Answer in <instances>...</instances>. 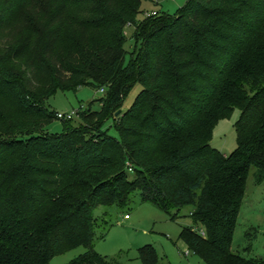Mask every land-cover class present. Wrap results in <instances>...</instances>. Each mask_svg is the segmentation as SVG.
I'll return each instance as SVG.
<instances>
[{
	"label": "trees",
	"instance_id": "16d2710c",
	"mask_svg": "<svg viewBox=\"0 0 264 264\" xmlns=\"http://www.w3.org/2000/svg\"><path fill=\"white\" fill-rule=\"evenodd\" d=\"M30 1L0 0V264H50L80 246L71 264H118L94 247V211L136 192L173 220L192 207L196 226L180 237L208 264H264L233 249L251 173L264 181V0H188L147 20L144 2L161 0H55L39 58L30 32L8 38ZM80 2L93 6L85 26L119 25L118 39L88 44L87 27L82 49L59 52L69 4ZM128 22L139 48L125 64ZM87 84L105 88L101 109L78 110L82 124L64 120L62 133L40 131L58 118L49 97ZM236 109L238 146L226 155L211 141ZM110 119L118 137L103 130ZM141 258L165 263L151 245Z\"/></svg>",
	"mask_w": 264,
	"mask_h": 264
},
{
	"label": "rangeland",
	"instance_id": "374dc122",
	"mask_svg": "<svg viewBox=\"0 0 264 264\" xmlns=\"http://www.w3.org/2000/svg\"><path fill=\"white\" fill-rule=\"evenodd\" d=\"M54 2L55 0H31L22 9L19 18L9 32V41H19L30 32L33 35L32 53L36 58H39L44 43V29H46L45 26L54 10ZM187 2L188 0H161L158 5L144 2L139 20L150 19L149 15L153 12L175 15ZM69 5L65 17V32L59 47V52L65 53L72 49L74 42L76 49H82V44L85 43L84 29L88 27V25L85 26V23L94 17L90 10L93 6L90 4L80 2L76 5ZM120 27L119 25L111 26L106 31L95 34L89 26L87 43L92 45L114 42L118 39ZM123 30L122 40H124L125 48L128 51L125 64H128L132 54L138 51L139 46L136 45L137 42L134 38L135 26L128 22ZM82 38L84 39L81 40ZM76 77L72 78L76 79ZM101 88L87 84L76 90L58 89L49 97L47 105L56 114L88 108L98 111L101 109L99 99L107 94L102 92ZM140 90L141 86L137 85L130 91L125 101V108L132 104ZM240 113V110L236 109L231 117L220 120L214 129L211 144L226 155L232 154L238 146L235 125ZM82 121L80 116H76L70 123L81 125ZM41 125L40 131L45 130L57 134L64 131L65 122L62 119L54 118L48 126ZM103 130L115 137L119 136L112 119L104 124ZM192 210L193 208L190 206L184 207L178 218L173 220L170 214L157 206L151 203H142L140 192H136L133 196V202L125 207L99 206L95 209L97 228L94 247L99 254L116 260L118 264H144L141 258V249L147 245L155 248L158 257L165 262L164 264H208L180 237L183 227L196 226L191 215ZM126 214L130 215V220L125 218ZM253 228L257 229L258 232L256 238L252 234L254 237L251 238L254 239L250 245V241L245 238V235L247 231ZM251 231L255 232L254 230ZM233 249L235 252L242 253L246 258L264 256V181L256 184L252 173L235 230ZM85 250V247L80 246L66 251L54 257L50 264H71ZM187 251L190 252L188 257L185 256Z\"/></svg>",
	"mask_w": 264,
	"mask_h": 264
},
{
	"label": "built area",
	"instance_id": "2783aa9c",
	"mask_svg": "<svg viewBox=\"0 0 264 264\" xmlns=\"http://www.w3.org/2000/svg\"><path fill=\"white\" fill-rule=\"evenodd\" d=\"M157 12H153V15H156ZM102 92H105V88H101ZM78 114V111H72L70 113H57V116L59 119H63V120H68V119H73L74 117H76ZM125 218H129V216H125ZM202 234H205V232L202 230L201 231ZM189 253V251H187L185 254L187 255Z\"/></svg>",
	"mask_w": 264,
	"mask_h": 264
},
{
	"label": "water",
	"instance_id": "95a60500",
	"mask_svg": "<svg viewBox=\"0 0 264 264\" xmlns=\"http://www.w3.org/2000/svg\"><path fill=\"white\" fill-rule=\"evenodd\" d=\"M122 109L121 110H119V111H117V113H116V115L118 116V115H120L121 113H122Z\"/></svg>",
	"mask_w": 264,
	"mask_h": 264
},
{
	"label": "crops",
	"instance_id": "0c3cea01",
	"mask_svg": "<svg viewBox=\"0 0 264 264\" xmlns=\"http://www.w3.org/2000/svg\"><path fill=\"white\" fill-rule=\"evenodd\" d=\"M127 219L130 220V218H127ZM233 248H234V245H233ZM189 255H190V252L187 255H185V256L188 257Z\"/></svg>",
	"mask_w": 264,
	"mask_h": 264
}]
</instances>
